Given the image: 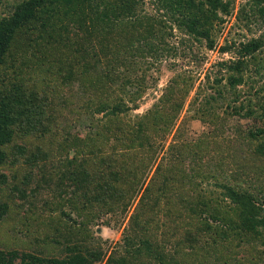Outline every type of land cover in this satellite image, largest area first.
<instances>
[{"label": "trees", "instance_id": "obj_1", "mask_svg": "<svg viewBox=\"0 0 264 264\" xmlns=\"http://www.w3.org/2000/svg\"><path fill=\"white\" fill-rule=\"evenodd\" d=\"M144 1L24 0L10 15H0V168L7 165L14 168L17 172L14 180L21 181L20 184L13 182L9 190L21 201L29 199L37 208L34 199L41 186H32L37 172L42 175L45 185H57L58 201L53 210L61 211L64 219L68 215L66 208L76 209L80 217H84L83 226H74V233L69 232L66 236L65 247L58 248L55 254L52 250L56 248L47 237L37 243L41 246L44 241L46 245L42 247L47 251L0 249V264H98L102 260V251L99 244L87 243L85 223L94 222L102 211L115 214L122 210L123 220L124 213L139 197L145 172L152 170L154 155L164 145L162 139L167 131L162 134L163 138L160 132L173 128L183 109L177 93H189L190 89L177 78L152 112L131 118L128 113L132 108L122 95L126 94L129 85L137 82L121 70L127 62L120 50L112 57L103 54L104 61L92 59L96 57L90 55L89 50L95 44L94 28L102 24V27L112 26L110 23L115 17L120 19L118 27H124V33L130 35L141 22L147 26L145 33L157 35L158 29L163 30L167 27L163 24L171 21L173 28L206 41L209 48H213L212 20H219V13H229L231 7V2L223 0H154L161 6L159 10L165 9V14L141 18L138 11ZM255 3L264 4V0H255ZM261 11L264 12V8ZM126 18H131L128 24ZM70 21L79 29L75 34L68 28L66 31ZM38 29L43 30L42 34L33 37L31 33ZM230 50L231 46L223 49ZM262 51L264 36L241 44L239 58L227 66V74L214 80L208 77V84L215 91L198 103L196 110L198 117L207 122L219 117L217 105L226 100L231 109L227 112L229 115L260 120L262 127L250 130L245 138L250 142L252 159L261 162V167L252 171L254 167L249 160L231 158L232 164L228 167L224 162V169L219 174L223 181L217 183L221 189L219 194L192 190L182 183V176L203 175V180L206 179L202 171L205 169V155L200 144L203 139L191 144L182 142L180 135L176 136L178 142L167 151L169 161L156 166L139 200L141 212L134 214L130 232L129 229L128 234L125 232L126 251L133 253L132 259L127 262L122 256L116 264H146L142 261L144 257H150L158 264H208L216 253L228 251L230 242L242 244L244 236L247 237L245 242L251 237L264 238V56L258 55ZM43 61L47 74L64 82L83 84L86 80V84L99 93L98 101L91 100L89 104H92L93 136L74 137L72 126L59 129L60 119L49 89H60L53 80L43 85V77L37 75ZM250 69H253L249 72L253 75L247 83L250 87L245 92L247 100L239 103L241 96L234 91L246 84L245 73ZM134 94L133 102L139 93ZM198 101L199 97H196L194 104ZM134 107L137 106L134 104ZM100 114L104 121L95 120ZM55 157L57 162L47 175L46 163ZM256 163L253 161L254 165ZM8 182L3 176L0 186L8 185ZM44 203L51 209L49 200ZM159 206H164L162 211L168 216H165L166 222L160 220ZM7 214L8 207L0 205V222ZM44 223L39 224L40 232L46 235L61 232L60 228L54 231ZM161 227L168 228L165 239L168 243H173L174 239V249L168 248L169 244L162 247V241L153 240L158 236L156 228ZM179 238H183L189 247H182L184 243ZM191 249L194 251L190 252Z\"/></svg>", "mask_w": 264, "mask_h": 264}, {"label": "rangeland", "instance_id": "obj_2", "mask_svg": "<svg viewBox=\"0 0 264 264\" xmlns=\"http://www.w3.org/2000/svg\"><path fill=\"white\" fill-rule=\"evenodd\" d=\"M22 1L24 0H0V15H10L14 7ZM223 2H231L230 12H220V19L212 20L211 36L215 40L213 48H209L208 42L199 41L187 32L184 33L175 27L173 28L171 21H166L163 25L167 27H164L163 30L158 29L159 34L157 35L145 33V27L147 26L141 22L138 23L136 28L134 27L133 31L130 30V35L124 33V27H118L120 19L118 20L115 17L111 20L112 23L110 25L113 24L112 26L102 27L104 25L102 24L94 28L96 34H92L95 44L94 46H90L89 50H91L90 55L92 54L96 57L92 59L104 61V55L107 54L112 57L120 50V54L122 57L124 56L127 62V66H122L121 70L127 77L137 82L132 86L129 85L125 89L126 94L122 95L123 97L125 96L124 101L132 108L128 113L131 118L142 117L152 112L156 104L167 94L170 87H173L174 80L177 78H180L179 81L185 82V85L190 89L189 93H177L183 109L176 118L173 128L170 130L163 129L160 132L163 138L162 134L164 131H167L162 139L164 145L157 155H154L155 158L153 160L155 161L152 170H147L142 180V191L139 197L133 201L127 213H124L123 220L120 216V213L123 212L122 210L115 214H105V211H102L94 222L85 223V228L87 226L88 230L85 232L86 239H88L87 243L92 245L99 244L100 248H98L102 251V260L98 264H116L122 256L126 257L127 262L130 261L133 253L126 251L127 246L124 243L125 234L128 229L130 232L131 218L138 211L141 212V207L138 205L139 200L150 183L156 166L160 163L166 164L169 161L167 151L178 142L176 136L180 135L182 142L191 144L199 142L200 138L203 139L200 141L205 155L203 159L205 169L203 168L202 171L205 172L204 178L206 179L203 180V175L201 177L192 176L193 178L189 177L191 176L190 174L182 176V183L192 190L196 189L203 191V193L215 191L216 194H219L221 189L217 187V183L223 182L219 179V174L224 169V162L225 166L228 167L232 164L231 158L240 160H244L245 158L249 160L250 164L254 167L252 171L260 168L262 165L261 162L258 163L256 159H252V148L248 139L245 138V134L247 135L250 130L262 127L260 120L252 118L243 119L239 116L229 115L227 112L231 111V109L229 108V102L226 100H222L217 105L216 115L218 114V118L209 119V121L204 122L198 117L200 115L196 112L197 107H199L198 103L202 102L203 99L209 97L215 91L208 84V77H211V80H214L215 77H223L228 72L227 66L238 60L241 44L264 36V12L261 11V8H264L263 3L257 5L255 0H223ZM159 8L161 6L158 5L157 1L145 0L140 6L138 14L141 18L164 15L165 9L159 10ZM125 20L128 21L131 18H126ZM129 22L126 23L128 24ZM90 23L92 24V22ZM122 24L126 27L124 23ZM129 26H131V23ZM67 28L73 34L79 30L78 27L74 26L72 21L66 26V31ZM40 29L36 33H31L32 36L37 37L42 34L43 30ZM228 45L232 47V50L223 51L224 48L229 47ZM81 47L79 46V48ZM258 55L260 57L264 56V51ZM41 64L40 72L37 75L43 77L41 80L43 85L46 86L53 80V83L58 84V88L60 89V91L49 89L51 97L56 103L57 115L60 119L59 129L66 130L68 126H72L74 137L87 138L93 136L92 125L94 121L92 120L90 109L92 104H89L91 100L92 102L98 101L100 97L99 93L94 90V87L86 84L88 83L86 80H84L85 83L83 84L64 82L50 73L47 74L45 71L46 62L43 61ZM252 68L254 69L253 66ZM253 69L245 73L246 84L234 91L241 96L239 103L242 100H247L245 92L249 91L250 87L247 83L250 81V76L253 75L249 72ZM47 79H49L48 82ZM262 82H264V79ZM127 93L130 94L127 95ZM134 93L139 94L136 101L134 100L133 102L131 99L134 96L136 98ZM196 97H199V101L194 104ZM239 103L235 105L238 106ZM134 104L137 107H134ZM102 119L104 121L103 114L95 118V120ZM31 144L29 143V145ZM188 160H191L190 157H188ZM253 161L258 164L254 165ZM56 162L57 157L51 158L46 163L47 170H44L47 175L50 173L48 170L52 169ZM16 174V170L8 165L0 168V180L5 176L9 181L8 185L0 186V205L3 204L8 207L7 216L0 222V249L5 251L20 250L21 252L47 251L46 247H42V245H46L44 241L41 246H38L37 243L48 237L54 246L53 248H56L52 250L55 254L58 248L65 247L63 244L66 241V236L69 232L74 233L73 227L81 228L83 226L81 223L84 222V217H80L76 209L66 208L68 215L64 219L60 214L61 211L53 210L56 208V202L58 201V196H56L58 195L56 191L57 185L56 183L52 186L45 185L41 180L42 175L37 172L34 173L35 179L32 182V186L34 187H37V185L41 186L39 195L34 199L37 208L33 207L29 199L28 201L19 200L15 196V193L9 190L13 182L16 184L21 183L20 180H14V175ZM206 196L209 197L210 195L207 194ZM219 199L221 202V198ZM45 200H49V207L51 209L45 206ZM163 208L164 206L161 208V211ZM225 209H228V207L225 206ZM159 214L160 220L166 222V217L168 216L164 215V211L159 212ZM42 222H45L43 225H50L54 231L56 228H60L61 232L55 231L47 235L40 232L39 224ZM153 226L156 227L155 224ZM167 230L168 228L165 227H161L158 230L156 228V236H158L154 237L153 240L162 241V247H166L169 244L167 247L174 249V239L173 243H168V240L165 239ZM86 239L84 237L85 241ZM179 239L180 242L184 243L182 247H189V244H185L182 241L183 238ZM245 240H247V237L244 236L243 243L239 245H237V241L230 242L228 244L231 246L230 249L223 254L216 253L215 257L208 261V264H264V238L255 239L251 237L249 242H245ZM192 251L194 250L191 249L190 252ZM203 253L206 252L204 251ZM192 256L196 255L192 253ZM187 259L189 258L187 257ZM150 260H152L150 257L142 259L146 264H158L157 261ZM195 264H201V262Z\"/></svg>", "mask_w": 264, "mask_h": 264}]
</instances>
